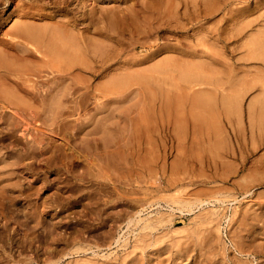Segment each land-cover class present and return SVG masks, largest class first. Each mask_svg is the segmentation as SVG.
I'll list each match as a JSON object with an SVG mask.
<instances>
[{
  "label": "rangeland",
  "instance_id": "obj_1",
  "mask_svg": "<svg viewBox=\"0 0 264 264\" xmlns=\"http://www.w3.org/2000/svg\"><path fill=\"white\" fill-rule=\"evenodd\" d=\"M252 37L264 0H0V264H264Z\"/></svg>",
  "mask_w": 264,
  "mask_h": 264
},
{
  "label": "bare ground",
  "instance_id": "obj_2",
  "mask_svg": "<svg viewBox=\"0 0 264 264\" xmlns=\"http://www.w3.org/2000/svg\"><path fill=\"white\" fill-rule=\"evenodd\" d=\"M144 2V1H143ZM256 2H257V0H256ZM258 2H260V1H258ZM262 2V1H261ZM260 2V3H261ZM140 3V2H139ZM248 3V2H247ZM246 3V4H247ZM256 4V3H255ZM254 4V5H255ZM84 5V4H83ZM99 6V5H98ZM247 6V5H246ZM249 6V5H248ZM262 6V5H261ZM88 7V6H87ZM115 7V6H114ZM117 7V6H116ZM115 7V8H116ZM112 8V7H111ZM80 9V8H79ZM130 9V8H129ZM247 9V8H246ZM121 10H122V8H121ZM147 10V9H146ZM249 10V9H248ZM253 10V9H252ZM83 11V10H82ZM87 11V10H86ZM97 11H98V9H97ZM119 11H120V8H119ZM258 11V10H257ZM262 11V10H261ZM111 16L110 17H112V18H116V13H115V10L113 9H111ZM105 13H108V12H105ZM119 13V12H118ZM124 13V12H123ZM242 13V12H241ZM50 14V13H49ZM93 14H94V12H93ZM92 14V15H93ZM98 14V13H97ZM105 15V14H104ZM108 15V14H107ZM119 15V14H118ZM246 15V14H245ZM256 15V14H255ZM120 17V16H119ZM122 17V16H121ZM252 17V16H251ZM260 17V16H259ZM68 19V18H67ZM109 19V18H108ZM240 19V18H239ZM246 19V18H245ZM102 20H104V21H106V19H102ZM111 20V22L112 21H114L113 19H110ZM150 20V19H149ZM233 20V19H232ZM236 21V20H235ZM241 21V20H240ZM97 22V21H96ZM102 23H103V21H101ZM110 22V23H111ZM233 22V21H232ZM237 22H239V21H237ZM2 23V22H1ZM109 23V22H108ZM262 23V22H261ZM99 24V23H98ZM239 24H241V23H239ZM245 24V23H244ZM260 24V23H259ZM22 25V26H21ZM20 25V27H18L17 28V31H16V33H15V36L14 37H16V38H18V39H20V40H23V41H26L28 44H35V42H36V40L38 41V39H39V37H37L36 35H34V32L32 33L31 32V30H29L28 28H27V26H25L26 24H21ZM75 25V24H74ZM100 25V24H99ZM98 25V26H99ZM109 25V24H108ZM111 25V24H110ZM236 25H237V23H236ZM258 26H260V25H258ZM74 27V26H73ZM91 27V26H90ZM100 27V26H99ZM108 27V26H107ZM254 27V26H253ZM68 28V27H67ZM101 28V27H100ZM103 28V27H102ZM110 28V27H109ZM240 28V27H239ZM256 28V27H255ZM112 29V28H111ZM244 29H245V27H244ZM257 29V28H256ZM75 30V28L74 29H71L70 31H74ZM84 30V29H83ZM103 30V29H102ZM101 30V31H102ZM140 30V29H139ZM196 30V29H195ZM234 30V29H233ZM237 30V29H236ZM240 30H241V28H240ZM255 30V29H254ZM63 31V30H62ZM66 31V30H65ZM68 31V30H67ZM232 31V30H231ZM53 32V31H52ZM51 32V33H52ZM225 32V31H224ZM247 32V31H246ZM245 32V33H246ZM249 32V31H248ZM56 34H55V36H56V38H59V39H61V40H59V39H56L55 37H53L54 38V40L56 41V40H58V44L59 45H57L56 44V46H53V56H54V58H58V59H62V60H69V61H71L70 59L73 57V56H75L77 53L79 54V52H84V51H88L89 49H91L90 48V40H89V37H88V35H87V32L84 30V31H82V32H79V34H77L78 35V37H79V42L78 43H72V41H70V39L69 38H67V37H69V36H66V35H64L63 34V36L64 37H62V35H60L59 34V32H55ZM57 33H58V37H57ZM219 33V32H218ZM258 33V32H257ZM256 33V35H254V36H257L258 34ZM71 34V33H70ZM104 34V33H103ZM215 34V33H214ZM236 34V33H235ZM247 34V33H246ZM59 35H60V37H59ZM76 35V34H75ZM100 35V34H99ZM222 35V34H221ZM249 35V34H248ZM252 35V34H251ZM54 36V35H53ZM66 36V37H65ZM216 36V35H215ZM232 36V35H231ZM243 36H245V34L243 35ZM242 35H240V34H238V35H236V38H238L239 39V37L240 38H242L243 37ZM258 36H260V34L258 35ZM77 36H76V38H78ZM214 37V36H213ZM219 37L220 36H218V39H219ZM223 37V36H222ZM262 37H263V35H262ZM243 38H245V37H243ZM62 39H64V41L62 40ZM69 39V40H68ZM130 39V38H129ZM218 39H217V41H218ZM225 39V38H224ZM228 39V38H227ZM243 40V39H242ZM252 41H256L255 43L256 44H259V45H261L260 43L262 42V44L264 45V43H263V40L260 38H257V39H254V37H252V39H251ZM19 41V40H18ZM54 41V42H55ZM200 41V40H199ZM216 41V40H215ZM219 41H221V40H219ZM239 41V40H238ZM251 41V42H252ZM117 42V41H116ZM201 42V41H200ZM231 42V41H230ZM233 42V41H232ZM246 42V41H245ZM37 43V42H36ZM133 43V42H132ZM207 43V42H206ZM219 43V42H218ZM235 43V42H234ZM26 44V43H25ZM220 44H221V42H220ZM228 44V43H227ZM230 44V43H229ZM233 44V43H232ZM250 44V43H249ZM251 44H254V42L253 43H251ZM24 45V44H23ZM22 45V46H23ZM209 45V44H208ZM248 45V44H247ZM58 46V47H57ZM92 46H94V45H92ZM129 46V45H128ZM161 46V45H160ZM159 46V47H160ZM206 46V45H205ZM209 46H211V45H209ZM224 46H226V45H224ZM231 46V45H230ZM124 47V46H123ZM214 47V46H213ZM250 47H252V46H250ZM18 48V47H17ZM22 48H24V47H22ZM21 48V49H22ZM46 48V47H45ZM127 48V47H126ZM229 48V47H228ZM190 49V48H189ZM210 49V48H209ZM258 49V48H257ZM263 50V49H262ZM40 51V50H39ZM120 51V50H119ZM118 51V52H119ZM158 51V50H157ZM162 51V50H161ZM160 51V52H161ZM257 51V50H256ZM261 51V50H260ZM21 52V51H20ZM24 52V51H23ZM42 52V51H41ZM81 52V53H82ZM159 52V53H160ZM183 52V51H182ZM263 52V51H262ZM85 53V52H84ZM120 53V52H119ZM152 53V52H151ZM202 53V52H201ZM213 53V52H212ZM182 54V53H181ZM186 54V53H185ZM191 54H192V52H191ZM249 54V53H248ZM252 54V53H251ZM46 55V54H45ZM48 55V54H47ZM150 55V54H149ZM56 56V57H55ZM119 56V55H118ZM185 56V55H184ZM197 56V55H196ZM254 56V55H253ZM253 56H251L250 54L248 55V57H251V58H253ZM77 57V56H76ZM247 57V56H246ZM43 58V57H42ZM53 58V59H54ZM188 58V57H187ZM245 58V57H244ZM261 58V57H260ZM76 59V58H75ZM64 61H63V63H64ZM74 61V60H73ZM142 62V61H141ZM71 63H72V61H71ZM73 63H75V62H73ZM72 63V64H73ZM71 64V65H72ZM67 65H69V63H67ZM75 66V65H74ZM74 66H73V68H74ZM142 66V65H141ZM76 67V66H75ZM77 68V67H76ZM75 68V69H76ZM86 68V67H85ZM97 68V67H96ZM101 70V69H100ZM66 71V70H65ZM79 72V71H78ZM68 73H70V72H68ZM100 73V72H99ZM71 76V75H70ZM66 81V80H65ZM60 82L61 83H63L62 82V80L60 79ZM54 83V82H53ZM56 83V82H55ZM41 85V84H40ZM63 85V84H62ZM64 86V85H63ZM67 86H68V84H67ZM38 88V87H37ZM61 88H63L62 86H61ZM42 89H43V87H42ZM55 89V88H54ZM69 89V88H68ZM51 90V89H50ZM50 90H49V92H50ZM67 90V89H66ZM70 90V89H69ZM54 91H56V90H54ZM41 93H42V91H41ZM63 94V93H62ZM52 95H53V92H52ZM71 101V100H70ZM53 102V101H52ZM55 105V104H54ZM6 107V106H5ZM1 109V108H0ZM1 113V112H0ZM8 114V113H7ZM111 114V113H110ZM9 116H10V114H8ZM7 115V116H8ZM17 115V114H16ZM15 115V116H16ZM49 115V114H48ZM57 115V114H56ZM4 117V116H3ZM1 118V117H0ZM8 120V119H7ZM18 120V119H17ZM33 120V119H32ZM4 121H5V119H4ZM7 122V121H6ZM7 124V123H6ZM24 125V124H23ZM83 127V126H82ZM24 130V129H23ZM20 131V130H19ZM41 141V140H40ZM40 144V143H39ZM108 144V143H107ZM96 145V144H95ZM37 148V147H36ZM46 148V147H45ZM43 150V149H42ZM33 156V155H32ZM126 156V155H125ZM109 158V157H108ZM97 161V160H96ZM2 162V161H1ZM114 164V163H113ZM1 173L2 172H0V175H1ZM138 183V182H137ZM4 188V187H3ZM3 190V189H2ZM216 198V197H215ZM128 218V217H127ZM242 219V218H241ZM130 221V220H129ZM243 233V232H242ZM214 235V234H213ZM79 240V239H78ZM136 242H137V240H136ZM143 243V242H142ZM249 244V243H248ZM138 246V245H137ZM192 247V246H191ZM180 249V248H179ZM138 260V259H137ZM140 260V259H139ZM161 260V259H160ZM204 261V260H203ZM135 262V261H134ZM156 263V262H155Z\"/></svg>",
  "mask_w": 264,
  "mask_h": 264
}]
</instances>
